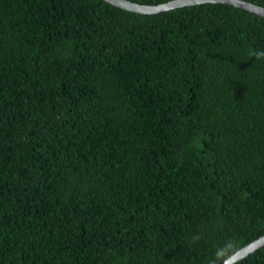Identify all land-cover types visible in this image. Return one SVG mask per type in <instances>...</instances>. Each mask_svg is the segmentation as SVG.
<instances>
[{
  "label": "trees",
  "instance_id": "16d2710c",
  "mask_svg": "<svg viewBox=\"0 0 264 264\" xmlns=\"http://www.w3.org/2000/svg\"><path fill=\"white\" fill-rule=\"evenodd\" d=\"M262 234L263 17L0 0V264H215Z\"/></svg>",
  "mask_w": 264,
  "mask_h": 264
},
{
  "label": "water",
  "instance_id": "95a60500",
  "mask_svg": "<svg viewBox=\"0 0 264 264\" xmlns=\"http://www.w3.org/2000/svg\"><path fill=\"white\" fill-rule=\"evenodd\" d=\"M119 8L138 12L142 14H154L164 10L173 9L177 7L201 4V3H226L236 7H240L244 10L253 12L264 18V6L258 5L248 0H170L157 5H146L132 2L129 0H103ZM264 245V234L239 248L230 255L224 257L215 264H234L236 261L247 256L249 253L255 251L259 247Z\"/></svg>",
  "mask_w": 264,
  "mask_h": 264
}]
</instances>
